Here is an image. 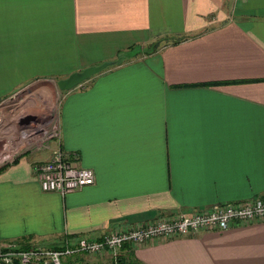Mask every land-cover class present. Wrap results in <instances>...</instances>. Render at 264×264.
<instances>
[{"label": "crops", "instance_id": "0c3cea01", "mask_svg": "<svg viewBox=\"0 0 264 264\" xmlns=\"http://www.w3.org/2000/svg\"><path fill=\"white\" fill-rule=\"evenodd\" d=\"M105 61L81 84L57 88ZM0 115L18 154L0 170V243L96 240L123 224L260 195L264 0H0ZM24 116L35 121L20 125ZM52 122L58 135L42 140ZM57 148L91 169L93 184L41 191L33 166ZM121 257L264 264V221L125 245Z\"/></svg>", "mask_w": 264, "mask_h": 264}, {"label": "built area", "instance_id": "2783aa9c", "mask_svg": "<svg viewBox=\"0 0 264 264\" xmlns=\"http://www.w3.org/2000/svg\"><path fill=\"white\" fill-rule=\"evenodd\" d=\"M57 135L58 129L52 122L43 134L40 133V138L47 140ZM3 146L0 148V159L15 154L5 143ZM33 170L41 191L56 192L60 196L94 182L91 169L73 165L59 148L53 150L47 160L35 164ZM258 221H264V193L243 201L194 209L189 213L177 212L147 222L123 224L96 240L82 235L65 236L58 249L36 245L22 250L17 249L14 243L0 244V264H65L66 259L79 255L105 256L107 264H127L121 260V250L125 245H144L152 240L185 237L200 231H221L232 225Z\"/></svg>", "mask_w": 264, "mask_h": 264}, {"label": "water", "instance_id": "95a60500", "mask_svg": "<svg viewBox=\"0 0 264 264\" xmlns=\"http://www.w3.org/2000/svg\"><path fill=\"white\" fill-rule=\"evenodd\" d=\"M111 62L105 61L97 65L87 66L79 71L72 72L65 78L59 79L56 82L57 88L60 91H68L73 87L81 84L83 81L88 80L91 76L102 71L106 66L110 65ZM30 121H35L32 116H24L19 120L20 125H27Z\"/></svg>", "mask_w": 264, "mask_h": 264}, {"label": "rangeland", "instance_id": "374dc122", "mask_svg": "<svg viewBox=\"0 0 264 264\" xmlns=\"http://www.w3.org/2000/svg\"><path fill=\"white\" fill-rule=\"evenodd\" d=\"M137 51H139L138 46H134V47H132L130 49V54L135 53ZM1 112H2V110H1ZM6 120H7L6 117H2L0 115V124H1L0 125V131H1L2 127L4 126ZM7 140H9V139L6 137V135L5 134L1 135V132H0V142H1V144H2V142L6 143ZM16 157H18V154L15 153V154H10L7 158L4 157V158L0 159V166L4 165L5 163L10 162L11 160H13ZM26 242L30 243L31 240H28ZM6 243H13V242H4V243H0V244H6ZM70 261L72 262L71 264H107V260H106L105 256L98 258V257H90V256L79 255V256H72L70 258ZM62 262H64V259L62 260Z\"/></svg>", "mask_w": 264, "mask_h": 264}, {"label": "trees", "instance_id": "16d2710c", "mask_svg": "<svg viewBox=\"0 0 264 264\" xmlns=\"http://www.w3.org/2000/svg\"><path fill=\"white\" fill-rule=\"evenodd\" d=\"M179 40L172 41V43H177ZM16 160H17V158H14L11 163H15ZM6 165H7V163L2 165V166H0V170L3 169ZM15 245H16L17 249H22V250H26V249H29V248H31L33 246H36V245H33L32 243H28V242L16 243ZM58 247H59V244L56 245V246H53V247H48V248H50V249H58ZM121 260L124 261L127 264H134L133 261L130 260V259L127 260V259H124L123 257H121ZM71 263L72 262L70 261V259H66L65 260V264H71Z\"/></svg>", "mask_w": 264, "mask_h": 264}, {"label": "bare ground", "instance_id": "6f19581e", "mask_svg": "<svg viewBox=\"0 0 264 264\" xmlns=\"http://www.w3.org/2000/svg\"><path fill=\"white\" fill-rule=\"evenodd\" d=\"M24 114V113H23ZM11 137V134H10V136H9V138ZM0 144H1V142H0Z\"/></svg>", "mask_w": 264, "mask_h": 264}]
</instances>
